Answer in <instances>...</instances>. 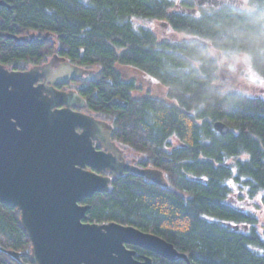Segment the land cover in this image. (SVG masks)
<instances>
[{
    "label": "trees",
    "instance_id": "1",
    "mask_svg": "<svg viewBox=\"0 0 264 264\" xmlns=\"http://www.w3.org/2000/svg\"><path fill=\"white\" fill-rule=\"evenodd\" d=\"M136 20L187 38L158 41ZM209 47L246 56L264 82V0H0V64L25 71L62 58L77 66L85 113L107 123L140 167L162 174L160 186L113 176L107 192L82 203L85 222L136 228L187 259L156 264H264L255 218L236 207L264 205V97L219 92ZM131 72L165 97L132 96ZM216 122L229 132L217 133ZM0 264H32L19 214L2 204Z\"/></svg>",
    "mask_w": 264,
    "mask_h": 264
},
{
    "label": "water",
    "instance_id": "2",
    "mask_svg": "<svg viewBox=\"0 0 264 264\" xmlns=\"http://www.w3.org/2000/svg\"><path fill=\"white\" fill-rule=\"evenodd\" d=\"M50 61L25 71L0 64V204L19 214L31 263L152 264L147 257L136 261L127 246L169 262L187 260L171 244L136 228L85 222L88 207L82 203L107 192L111 183L101 172L133 173L159 186L162 174L127 165L117 149H93L92 141L110 142L112 129L72 110L77 93L56 90L46 79ZM213 129L223 136L229 132L221 122Z\"/></svg>",
    "mask_w": 264,
    "mask_h": 264
},
{
    "label": "rangeland",
    "instance_id": "3",
    "mask_svg": "<svg viewBox=\"0 0 264 264\" xmlns=\"http://www.w3.org/2000/svg\"><path fill=\"white\" fill-rule=\"evenodd\" d=\"M171 1L177 4L180 2V0ZM223 1L227 2L228 0ZM246 1L247 0H234V2L240 4L241 7H244ZM134 24L135 26L151 29L158 41L179 42L187 38V36L183 34L171 31L164 22L136 20ZM208 52L218 64L215 86L218 88L219 92H237L245 96L264 97V82L253 72L246 56H227L210 47ZM124 72L125 70H122V73ZM129 76L134 77L136 81V90L131 94L132 96L138 97L148 93L150 96L158 99H163L165 97V89L146 76L133 72H131ZM114 144L118 150L126 149L116 142H114ZM244 200L245 199L241 201L238 200L236 207L240 208L242 212L251 214L255 218L254 228L264 240V205L259 202L258 198L248 204L247 201L245 202ZM233 202L235 204L234 200ZM233 202L231 200V204H233Z\"/></svg>",
    "mask_w": 264,
    "mask_h": 264
},
{
    "label": "flooded vegetation",
    "instance_id": "4",
    "mask_svg": "<svg viewBox=\"0 0 264 264\" xmlns=\"http://www.w3.org/2000/svg\"><path fill=\"white\" fill-rule=\"evenodd\" d=\"M47 63H49V60L47 61ZM50 64H52L53 67H52L51 71L47 72L48 74H46V76H45L46 79L51 80L53 82L52 86L56 90H59V91H75L77 93V99L75 101V106L72 107V110L75 112L85 113L84 103L81 101V98L78 95L79 89L77 86H78L79 82L82 80L81 79V77H82L81 73L77 69L78 67L67 62V61H65L62 58H52V61H50ZM63 73L67 74L69 76L68 81H65V79L62 78ZM42 81H43L42 79L39 80V83H41ZM85 114H87V113H85ZM95 119L99 120L96 117H95ZM77 132L80 133V130L77 129ZM92 146H93L94 150H99V151H103V152H108V151L117 149L116 145L114 144V141L112 140V136L110 137V142L106 143V142L92 141ZM118 151L121 153L122 159L125 161V163L127 165L134 166V167H137L139 169H144L138 165V163H139L138 158L133 157L130 152L129 153L127 152L125 154L122 150H118ZM126 174L134 175L133 173L124 172V173H122L121 176L126 175ZM100 175L109 176L110 178H112L113 176H117L113 172H110V173L101 172ZM121 176H118V177H121ZM127 249L134 252V259L138 262H142L144 257L150 258L152 261V264H156L158 262V260L166 261L164 259H161L159 256L154 255L153 253H150L148 251H145V250L137 248V247L127 246ZM167 262H169V261H167Z\"/></svg>",
    "mask_w": 264,
    "mask_h": 264
}]
</instances>
